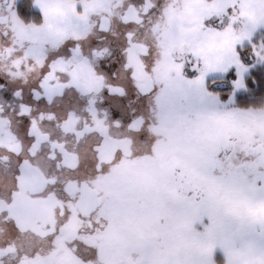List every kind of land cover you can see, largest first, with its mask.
Instances as JSON below:
<instances>
[{"label":"flooded vegetation","instance_id":"flooded-vegetation-1","mask_svg":"<svg viewBox=\"0 0 264 264\" xmlns=\"http://www.w3.org/2000/svg\"><path fill=\"white\" fill-rule=\"evenodd\" d=\"M155 8L131 0L81 30L71 14L60 27L22 2L0 14V264L88 251L109 187L147 156L157 80L139 29ZM238 159L226 165L234 175Z\"/></svg>","mask_w":264,"mask_h":264},{"label":"rangeland","instance_id":"rangeland-1","mask_svg":"<svg viewBox=\"0 0 264 264\" xmlns=\"http://www.w3.org/2000/svg\"><path fill=\"white\" fill-rule=\"evenodd\" d=\"M7 1L0 14L15 13L16 4L22 2L30 13L60 27L71 14L80 30L88 28L94 16H111L131 2ZM155 1V10L139 29L141 41L150 47L157 80L151 97L150 149L146 157L127 164L109 187L113 195H106L104 208L93 217L98 228L83 246L89 250L80 249L75 259L58 264H112L104 260L106 241L118 244L117 252L124 249L123 261L113 264H211L218 245L197 234L195 216L176 211L192 204L194 197L198 202L210 189L230 210L253 220L264 219V206L229 201L216 179L225 172L234 175L226 165L238 152L237 163L248 164L236 174L242 182L264 180V98L253 97L242 104L202 98L199 82L184 79L190 59L211 73L223 74L233 67L245 72L240 61L252 52L247 43L250 35L255 32L257 41L264 38V0ZM241 44L244 52L237 56ZM178 95L188 98L183 107L171 103ZM118 214L127 221L124 228ZM142 222L151 223V233L142 228ZM123 241L129 245L121 249ZM138 250L144 255L150 250L151 262L142 263ZM55 257L45 264H57Z\"/></svg>","mask_w":264,"mask_h":264},{"label":"snow or ice","instance_id":"snow-or-ice-1","mask_svg":"<svg viewBox=\"0 0 264 264\" xmlns=\"http://www.w3.org/2000/svg\"><path fill=\"white\" fill-rule=\"evenodd\" d=\"M247 43L252 52L240 61L246 66L245 72L242 73L233 67L223 74L211 73L203 69L198 60L190 59L187 61L184 79L189 83L199 82L198 94L202 98L231 104L246 103L253 97L264 98V38L257 41L253 32ZM238 47L237 56H241L244 46L241 44ZM187 100L186 96L178 95L171 103L183 107ZM245 166L246 164L242 163L240 167ZM216 179L220 191L229 201L239 200L264 206V180L258 179L245 184L239 175L229 172ZM176 211L186 216H195L198 224L197 234L215 241L219 250L227 253L229 249H238L248 259L264 257V219L253 220L243 213L238 214L230 210L225 201L215 198L211 189L207 194H201L198 202L194 197L192 204L180 206ZM213 259L214 264H219V256L214 254Z\"/></svg>","mask_w":264,"mask_h":264},{"label":"crops","instance_id":"crops-1","mask_svg":"<svg viewBox=\"0 0 264 264\" xmlns=\"http://www.w3.org/2000/svg\"><path fill=\"white\" fill-rule=\"evenodd\" d=\"M45 19H49V18H45ZM257 231H259V229ZM126 238L128 239V236H126ZM103 244H104V250H106V253L108 251V253L105 255L106 257L105 258L103 257L105 261L111 262L112 264L123 261L124 256H125V253L123 252L124 251L123 246L126 247L129 245L127 241L121 242V249H123L121 252H117L119 249L118 244L114 242L106 241V243H103ZM128 249H131V248H128ZM150 250L145 253L147 255H144L143 253H141V251L138 250L137 254H138V257L140 256V260L142 263L148 262V261L151 262V251ZM215 255L220 257L219 264H264V257L256 256L252 259H248L238 249H229V251L225 253L219 250L218 248L217 253ZM211 264H214V259H213V263Z\"/></svg>","mask_w":264,"mask_h":264}]
</instances>
